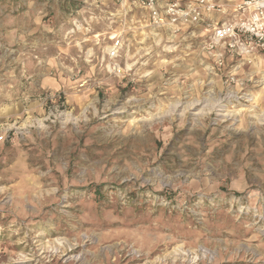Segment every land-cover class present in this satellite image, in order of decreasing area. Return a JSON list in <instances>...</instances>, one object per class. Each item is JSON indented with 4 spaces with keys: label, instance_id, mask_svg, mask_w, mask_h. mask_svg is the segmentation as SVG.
<instances>
[{
    "label": "rangeland",
    "instance_id": "374dc122",
    "mask_svg": "<svg viewBox=\"0 0 264 264\" xmlns=\"http://www.w3.org/2000/svg\"><path fill=\"white\" fill-rule=\"evenodd\" d=\"M139 1L0 0V264H264V64Z\"/></svg>",
    "mask_w": 264,
    "mask_h": 264
},
{
    "label": "built area",
    "instance_id": "2783aa9c",
    "mask_svg": "<svg viewBox=\"0 0 264 264\" xmlns=\"http://www.w3.org/2000/svg\"><path fill=\"white\" fill-rule=\"evenodd\" d=\"M140 5L151 11L156 25L165 22L174 26L175 33L183 27L204 26L208 35L201 44L219 69L227 68V62H236L235 68L226 74L227 79H235V71L241 65H254L255 58L264 59V0H231L220 3L217 0H140ZM221 16L213 19L212 15ZM112 44L106 54L107 65L113 71H120L116 60L123 50L119 34L111 36ZM230 58V59H229ZM2 140V137H0Z\"/></svg>",
    "mask_w": 264,
    "mask_h": 264
},
{
    "label": "crops",
    "instance_id": "0c3cea01",
    "mask_svg": "<svg viewBox=\"0 0 264 264\" xmlns=\"http://www.w3.org/2000/svg\"><path fill=\"white\" fill-rule=\"evenodd\" d=\"M218 2L220 3H228L230 2L231 0H217ZM217 16V17H216ZM212 18L213 19H219L221 18V16H218L217 14L216 15H212ZM167 29H171L174 33V26L171 24V23H167V25L165 26ZM186 32V37L185 39H188V40H202L207 37L208 35V30L204 27V26H197V27H183L181 31L177 32V33H182V32ZM175 35V34H174ZM202 51L203 53L208 57V58H211L209 56V54L202 48ZM230 59V58H229ZM255 65H259V64H264V59L260 56H257V58H255ZM250 66H253V65H250ZM51 86H55V84L53 83Z\"/></svg>",
    "mask_w": 264,
    "mask_h": 264
}]
</instances>
